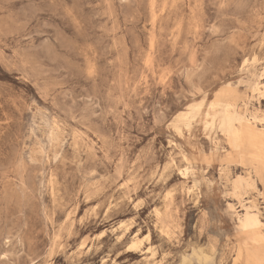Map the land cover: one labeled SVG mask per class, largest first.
<instances>
[{"label":"rangeland","instance_id":"1","mask_svg":"<svg viewBox=\"0 0 264 264\" xmlns=\"http://www.w3.org/2000/svg\"><path fill=\"white\" fill-rule=\"evenodd\" d=\"M0 264H264V0H0Z\"/></svg>","mask_w":264,"mask_h":264},{"label":"bare ground","instance_id":"2","mask_svg":"<svg viewBox=\"0 0 264 264\" xmlns=\"http://www.w3.org/2000/svg\"><path fill=\"white\" fill-rule=\"evenodd\" d=\"M151 6H153V5H151ZM152 48V47H151ZM148 59V58H147ZM191 164V163H190ZM56 238V237H55Z\"/></svg>","mask_w":264,"mask_h":264}]
</instances>
